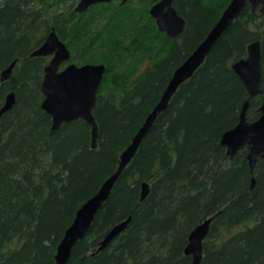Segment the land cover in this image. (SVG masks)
<instances>
[{"label":"trees","instance_id":"16d2710c","mask_svg":"<svg viewBox=\"0 0 264 264\" xmlns=\"http://www.w3.org/2000/svg\"><path fill=\"white\" fill-rule=\"evenodd\" d=\"M0 0V107L15 90L14 107L0 119V264H56L55 252L80 205L115 171L120 152L156 106L174 70L206 37L230 0H173L186 20L169 36L149 12L158 0H113L75 10L77 0ZM55 28L72 61L104 63L107 72L94 115L98 146L84 119L54 131L42 108L49 58L31 56ZM262 43V93L251 99L257 119L264 98V14L247 5L214 45L204 64L157 118L110 199L67 264H191L188 233L222 209L203 243L201 264H264V160L251 172L247 150L230 160L221 144L233 127L247 87L232 63ZM255 184L252 186V177ZM151 184L141 201L140 183ZM130 214L128 228L106 249L97 245Z\"/></svg>","mask_w":264,"mask_h":264},{"label":"water","instance_id":"95a60500","mask_svg":"<svg viewBox=\"0 0 264 264\" xmlns=\"http://www.w3.org/2000/svg\"><path fill=\"white\" fill-rule=\"evenodd\" d=\"M112 0H79L75 6L77 12H84L96 3ZM128 0H122L123 3ZM252 11L264 14V0H231L223 10L218 20L208 31L206 37L174 70L160 100L147 115L143 125L133 136L131 142L122 151L120 161L113 172L100 186L97 192L86 199L76 212L75 218L66 229L61 239L55 259L57 264H67L74 247L88 234L97 213L110 199L112 191L122 176L124 170L136 156L143 140L154 125L157 118L167 109L179 87L204 64L210 51L234 21L241 15L247 5ZM151 15L156 19L159 29L171 37L184 32L185 18L175 8L173 0H159L150 8ZM51 60L44 68L42 92L44 99L42 108L51 116L52 129L58 130L62 124L76 119H84L91 125L92 147L98 146L99 125L94 115L97 96L107 72L104 63L77 64L71 62L63 67V63L70 60L71 51L65 41L61 39L57 30L52 28L44 42L31 52V56H51ZM262 43L260 39L253 40L248 45V54L233 62L232 67L247 87L249 97L241 109L239 120L233 127L225 130L221 136V144L226 147L229 158L234 159L240 150H247V159L252 172L255 171L260 159L264 160V98L259 107L261 115L254 120L248 117L251 99L262 93ZM18 60L15 59L0 73L2 81L12 77ZM17 101L15 90L7 93L0 107V119L10 111ZM255 182V178H253ZM150 193L147 181L141 184V200H145ZM130 215L126 220L113 225L100 241L99 250L106 248L109 243L121 233L132 220ZM213 217L207 218L190 234L186 253L193 254V264H201L203 258V241L208 234Z\"/></svg>","mask_w":264,"mask_h":264},{"label":"bare ground","instance_id":"6f19581e","mask_svg":"<svg viewBox=\"0 0 264 264\" xmlns=\"http://www.w3.org/2000/svg\"><path fill=\"white\" fill-rule=\"evenodd\" d=\"M222 12H223V11H222ZM221 14H222V13H221ZM219 17H220V16H219ZM217 20H218V19H217ZM217 20H216V21H217ZM234 22H235V21H234ZM232 25H233V24H232ZM232 64H233V63H232ZM143 123H144V122H143ZM236 124H237V123H236ZM142 125H143V124H142ZM142 125H141V126H142ZM139 129H140V128H139ZM139 129H138V130H139ZM137 132H138V131H137ZM137 132H136V133H137ZM136 133H135V134H136ZM132 138H133V137H132ZM131 140H132V139H131ZM130 142H131V141H130ZM220 142H221V140H220ZM127 146H128V145H127ZM127 146H126V147H127ZM126 147H125V148H126ZM224 147H225V146H224ZM125 148H124V149H125ZM124 149H123V150H124ZM225 149H226V147H225ZM123 150H122V151H123ZM243 150H245V149H243ZM122 151L120 152V155H121ZM240 151H242V150H240ZM240 151H239V152H240ZM239 152H238V153H239ZM238 153H237V154H238ZM226 155H227V149H226ZM236 156H237V155H236ZM227 157L229 158L228 155H227ZM229 159H230V160H233V159H231V158H229ZM234 159H235V158H234ZM260 160H261V159H260ZM260 160H259V161H260ZM119 161H120V156H119ZM132 161H133V160H132ZM118 164H119V162H118ZM129 165H130V164H129ZM129 165H128V166H129ZM257 165H258V164H257ZM128 166H127V167H128ZM117 167H118V165H117ZM116 169H117V168H116ZM116 169H115V171H116ZM115 171H113V172H115ZM124 171H125V170H124ZM251 172H252V171H251ZM123 173H124V172H123ZM122 175H123V174H122ZM109 176H110V175H109ZM109 176H108V177H109ZM108 177H107V178H108ZM107 178H106V179H107ZM253 178H255V180H256V177L253 176V177H252V186H251V189L254 187V184H255V182H253ZM106 179H105V180H106ZM119 179H120V178H119ZM105 180H104V181H105ZM104 181H103V182H104ZM144 181H147V180H144ZM144 181H142V182H144ZM117 182H118V181H117ZM142 182L140 183V199H141V184H142ZM147 182L150 184L149 181H147ZM116 184H117V183H116ZM101 185H102V184H101ZM113 190H114V189H113ZM97 191H98V190H97ZM97 191H96V192H97ZM150 191H151V184H150ZM112 192H113V191H112ZM149 194H150V193H149ZM148 196H149V195H148ZM148 196H147V197H148ZM87 199H88V198H87ZM141 201H144V200H141ZM104 205H105V204H104ZM80 206H81V205H80ZM103 207H104V206H103ZM103 207H102V208H103ZM102 208H101V209H102ZM78 209H79V208H78ZM78 209H77V210H78ZM101 209H100V210H101ZM100 210H99V211H100ZM221 211H222V209H219V210H217L215 213H213V214H211V215L205 217L203 220H201L200 222H198L194 227H192L191 230L189 231V233H188V237H187V244H186L185 247H184V255H186V256H191V264H193V254H188V253H186V251H185V249H186V247H187V245H188V243H189V237H190V234L192 233V231H193L198 225L202 224L207 218L213 217V219H212V221H211V223H210V227H209V231H210V228H211L212 222L214 221L215 217L221 213ZM76 212H77V211H76ZM97 214H98V213H97ZM75 215H76V213H75ZM130 215H132V214H130ZM130 215H129V216H130ZM96 216H97V215H96ZM129 216H127L126 218H124V219H122V220H120V221L114 223L113 225H116V224H118V223H121L122 221L126 220ZM132 216H133V215H132ZM74 218H75V217H74ZM95 219H96V218H95ZM132 219H133V218H132ZM94 221H95V220H94ZM131 221H132V220H131ZM131 221L128 223L127 227H126L121 233H119V234H118V235H117V236H116V237H115V238L109 243V245H110V244H111V243H112V242H113V241H114V240H115L120 234H122V233L128 228V226L130 225ZM93 223H94V222H93ZM92 225H93V224H92ZM113 225H112V226H113ZM91 228H92V226H91ZM91 228H90V230H91ZM90 230H89V232H90ZM65 231H66V230H65ZM108 231H109V230H108ZM108 231H107V232H108ZM209 231H208V233H209ZM89 232H88V234H89ZM107 232H106V233H107ZM106 233H105V234H106ZM64 234H65V232H64ZM88 234H87V235H88ZM87 235H86V237H87ZM207 235H208V234H207ZM63 236H64V235H63ZM104 236H105V235H103V236L101 237L100 241L104 238ZM86 237H85V238H86ZM206 237H207V236H206ZM206 237H205V239H206ZM62 238H63V237H62ZM85 238H84V239H85ZM205 239H204V241H205ZM82 240H83V239H82ZM82 240H81V241H82ZM60 241H61V240H60ZM100 241H99V243H98V245H97L96 250L93 251V252H91L90 254H92V255H96L97 253L103 251L104 249H106V248L109 246V245H108L106 248H104V249H102V250H99ZM204 241H203V243H204ZM79 242H80V241H79ZM79 242H78V243H79ZM59 243H60V242H59ZM59 243H58V245H59ZM57 247H58V246H57ZM74 248H75V247H74ZM73 250H74V249H73ZM56 252H57V250H56ZM56 252H55V254H56ZM72 253H73V252H72ZM203 258H204V247H203ZM203 258H202V260H203ZM202 260H201V263H202ZM55 261H56V259H55ZM56 264H57V262H56Z\"/></svg>","mask_w":264,"mask_h":264},{"label":"flooded vegetation","instance_id":"af4514ba","mask_svg":"<svg viewBox=\"0 0 264 264\" xmlns=\"http://www.w3.org/2000/svg\"><path fill=\"white\" fill-rule=\"evenodd\" d=\"M112 1H113V0H112ZM112 1H111V2H112ZM121 1H122V0H121ZM128 1H129V0H128ZM101 3H106V2H101ZM109 3H110V2H109ZM96 4H100V3H96ZM96 4H94V5H96ZM76 5H77V4H76ZM76 5H75V6H76ZM92 6H93V5H92ZM92 6H91V7H92ZM91 7H89L88 9H90ZM74 8H75V7H74ZM88 9H87V10H88ZM87 10H86V11H87ZM84 12H85V11H84ZM149 12H150V9H149ZM79 13H82V12H79ZM155 20H156V19H155ZM156 23H157V22H156ZM63 41H64V40H63ZM68 47H69V46H68ZM69 49H70V47H69ZM70 51H71V49H70ZM52 56H53V55H51V56H44V57H48V58L50 57L49 60H48V62H49V61L51 60V57H52ZM71 62H74V61H72V51H71V57H70V60L64 62L62 68L65 67V66H67V64H69V63H71ZM47 64H48V63H47ZM47 64H46V65H47ZM44 68H45V67H44ZM44 72H45V71H44Z\"/></svg>","mask_w":264,"mask_h":264},{"label":"rangeland","instance_id":"374dc122","mask_svg":"<svg viewBox=\"0 0 264 264\" xmlns=\"http://www.w3.org/2000/svg\"><path fill=\"white\" fill-rule=\"evenodd\" d=\"M78 1H79V0L76 1L75 5L78 3ZM230 1H231V0H230ZM230 1H229V2H230ZM71 2H72V1L69 0V1H68V4H67L65 7L68 8L69 5L71 4ZM229 2H228V4H229ZM228 4H227V5H228ZM226 7H227V6H226ZM226 7H225V8H226ZM225 8H224V9H225ZM150 14H151V13H150ZM152 17H153V16H152ZM153 18H154V17H153ZM154 19H155V18H154ZM49 58H50V57H49ZM249 109H250V108H249ZM250 120H251V119H250Z\"/></svg>","mask_w":264,"mask_h":264}]
</instances>
